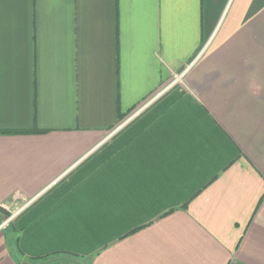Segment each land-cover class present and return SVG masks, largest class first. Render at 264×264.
Instances as JSON below:
<instances>
[{"label": "crops", "instance_id": "0c3cea01", "mask_svg": "<svg viewBox=\"0 0 264 264\" xmlns=\"http://www.w3.org/2000/svg\"><path fill=\"white\" fill-rule=\"evenodd\" d=\"M34 129L0 264H264V0H0V131Z\"/></svg>", "mask_w": 264, "mask_h": 264}, {"label": "trees", "instance_id": "16d2710c", "mask_svg": "<svg viewBox=\"0 0 264 264\" xmlns=\"http://www.w3.org/2000/svg\"><path fill=\"white\" fill-rule=\"evenodd\" d=\"M45 131L39 129H34L27 132H13V131H0V134L11 135V134H41ZM0 224L4 219L9 217V214L6 213L2 208H0ZM25 264H92V259L81 257L74 253L69 252H57L41 258H31L27 260Z\"/></svg>", "mask_w": 264, "mask_h": 264}]
</instances>
